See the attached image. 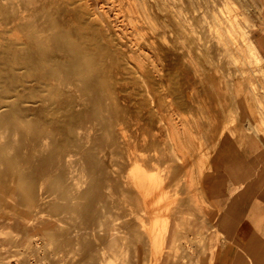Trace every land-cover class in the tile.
<instances>
[{"label": "bare ground", "instance_id": "obj_1", "mask_svg": "<svg viewBox=\"0 0 264 264\" xmlns=\"http://www.w3.org/2000/svg\"><path fill=\"white\" fill-rule=\"evenodd\" d=\"M100 3L0 0V20L19 31L0 34V185L18 197L19 205L39 202L52 211L73 210L83 215L87 226L95 218L89 215L99 212L104 206L100 201L105 204L108 195L125 198L128 217L122 227L143 245L152 236L149 224L154 217L168 209L178 218V213H185L194 187L203 189L208 171L204 174L200 157L208 145L199 134L208 135L213 128L206 123L201 131L195 129L196 115L187 120L182 114L186 120L179 118L178 123L164 120L160 104L170 96L150 75L155 66L148 55L155 47L150 35L138 31L135 11L131 10L126 26L124 19L111 16ZM211 12V52L221 55L222 64L234 61L239 70L241 63H254L253 78H261L254 71L259 72L255 63L263 56L241 25L242 12L229 1ZM241 38L248 40L249 51L242 48ZM170 61L166 63L171 65ZM148 78L152 83L142 89ZM180 79L173 82L178 86V113H190L197 101L185 94ZM125 80L138 84L135 91L143 99L123 104ZM178 193L182 199L165 207L166 197ZM67 198L78 202L60 201ZM117 238H109L113 251ZM82 243L86 260L96 262L91 243Z\"/></svg>", "mask_w": 264, "mask_h": 264}, {"label": "rangeland", "instance_id": "obj_2", "mask_svg": "<svg viewBox=\"0 0 264 264\" xmlns=\"http://www.w3.org/2000/svg\"><path fill=\"white\" fill-rule=\"evenodd\" d=\"M100 1V5L103 9L106 8L105 10L108 11L113 17L115 15L120 16L121 19H124L123 24H126V26L127 22L129 21L128 16L132 13L131 10L135 11L134 15L139 18V24L141 25V27H138V31L140 33L143 31L147 32L150 35L149 42L154 43L156 48L158 47L157 49L155 47L151 48L148 55L149 57L151 56L150 63L155 65L154 71H150L151 78L155 81L157 80V86L158 88L160 87V91L170 96L166 101H161L160 104V109L162 111L161 115L164 120L167 121V118H169L171 122L178 123L179 118L181 120L184 119L181 117L182 114H185L184 116L187 120L189 116L196 115L194 117L197 118V122H195V125L193 124L195 129L201 131L200 128H202L203 125L207 126V124L210 126V129L213 128V132L208 135L205 133L199 134V137L205 141L206 146L208 145V149L206 148L204 151V153H206L201 156L202 158L200 157L202 160L200 164L203 165L205 174L212 167L213 160L215 159L218 150L222 147L224 142L228 141L230 137V122L234 121L232 119L235 118L234 106L238 97L250 92L252 94L254 92L257 97L264 95V57L263 60L261 59L255 63V65L257 64L259 67V72L254 71V73L261 75V78L258 77L256 79L253 78L254 75L250 68L254 65V63H241V69L239 70V66H237L234 61L222 64L224 62L222 60H218L221 55H216L214 52H211L212 46L210 42L211 36L209 31V22L212 21L210 18L212 13L211 10H218L222 8L224 2L226 1L231 3L233 2V5H236L238 10L242 12L239 18L241 25L245 30H248L249 35L252 36L251 28L254 26L257 18L261 15L263 0ZM177 13L178 17L176 15ZM176 23L178 25H176ZM5 25L6 23L2 18L0 20V34L4 36H11L14 35V33H19V31L13 29L11 30L9 26ZM150 32H152L151 34L154 36H152ZM161 41H163V43H161ZM240 42L242 48L245 51H249L248 40L241 38ZM193 50L194 53L192 54ZM172 51H174V53ZM175 57L177 60L174 59ZM175 60L177 62H175ZM167 61H170L171 65H169L170 63L167 64ZM178 64L182 66H178ZM186 66H188L187 68L189 70L185 68ZM169 68L171 69L169 70ZM184 72L185 74H183ZM172 73L173 75H171ZM177 79H180L179 82H182V87H185V94L194 96V100L197 101H195L196 106L194 105V113L192 110L190 113H182L181 111L178 113V86L173 85V82L174 84H178ZM147 80L145 81V85L142 83L144 85L142 86V89H148V83H152L150 78ZM159 80L162 81L160 82ZM123 82L125 83L123 85L126 89V93L124 92L125 96L122 97V102L124 105H126V103H128L130 100L135 101V99H143L142 96H138L136 94L137 92L135 89L138 91L139 88L136 82H131V80H125ZM131 85H133V88ZM134 85L136 87H134ZM161 87L163 89H161ZM130 91L132 92V97L130 95ZM131 105L135 106V103H132ZM171 114H173V117ZM127 131L129 130L127 129ZM157 177L158 176L156 175L153 180H156ZM190 193L191 199L188 203L186 202L187 206L185 205L184 208L185 213H178V228L182 230L185 229L183 233H186L187 236L190 235V230L187 229L189 226L184 227L181 226L182 224H199L202 222H207V205L201 185L194 187V190ZM14 196L15 194H13L11 191L5 190L3 188L1 189L0 185V255H3L4 252H11L13 249L19 250L22 248H30V250H34L33 246L35 243H37L38 247L36 249V254L39 256V260L40 262L42 261V264H129L131 262L135 264L142 256L141 247H146L152 238L157 239L159 237L158 239H160V236L163 237L166 234L168 235L170 224L175 223V216H173L168 209L164 210L161 216H156L150 221L151 223L149 224V227L152 229L151 238L143 245L137 244L133 241L135 245H140V248H137L136 246L133 249V247H126L128 244V235L125 228L122 227L123 220L128 217L126 213L127 210L124 209L128 206L127 200L125 198H116V196L112 197L111 195H108L107 198H105V204H103V201H100V206H104H101L99 212L95 214V216L94 214L89 215L91 218H95L93 223L91 222L87 226L82 223L81 218L83 215L78 212L73 210L52 211L48 206H44L39 202V204L28 203L27 205H19L18 197ZM181 197L182 195L179 193L176 197H166L165 207L174 205L177 200L179 202V200L182 199ZM60 201L64 202V204H76L78 202V200L75 198H67L64 200L60 199ZM117 202H119L118 207H116ZM188 204L193 205L188 206ZM86 226L90 227V229H88ZM80 228L82 229L80 230ZM95 231L98 235H96ZM112 235L118 237L117 239L119 241L122 240L125 246L121 248L119 247L118 243L116 250H111L109 246V238L112 237ZM196 238L200 239V237H195V239ZM84 240H88L91 243V247L93 249L92 253L94 254V259L96 262H94L93 259V261L86 260L83 250L84 246L81 245L83 244L82 242H84ZM93 240L95 243H92ZM154 243L156 244L154 246L156 248L154 249L158 248V252L156 251L157 253L155 258L152 260L155 261L154 264H158L159 253L162 252L164 248H161L160 250V247L157 245L159 244V241L156 240ZM189 245L190 244L188 242L187 246ZM76 253L79 254L77 255ZM100 255L102 256L101 258H99Z\"/></svg>", "mask_w": 264, "mask_h": 264}, {"label": "crops", "instance_id": "obj_3", "mask_svg": "<svg viewBox=\"0 0 264 264\" xmlns=\"http://www.w3.org/2000/svg\"><path fill=\"white\" fill-rule=\"evenodd\" d=\"M251 34L264 57V0ZM254 94L238 97L230 137L204 178L207 222L182 224L189 226L187 236L175 217L168 235L141 247L135 264H154L156 240L164 248L158 264H264V95ZM126 232V247L134 249L137 245ZM118 243L125 246L122 240Z\"/></svg>", "mask_w": 264, "mask_h": 264}, {"label": "built area", "instance_id": "obj_4", "mask_svg": "<svg viewBox=\"0 0 264 264\" xmlns=\"http://www.w3.org/2000/svg\"><path fill=\"white\" fill-rule=\"evenodd\" d=\"M36 244V245H35ZM33 248H22V249H13L11 252H4L0 257V264H42L40 262L37 252V243H35ZM44 263V262H43Z\"/></svg>", "mask_w": 264, "mask_h": 264}]
</instances>
